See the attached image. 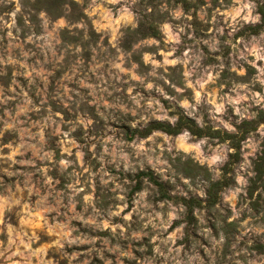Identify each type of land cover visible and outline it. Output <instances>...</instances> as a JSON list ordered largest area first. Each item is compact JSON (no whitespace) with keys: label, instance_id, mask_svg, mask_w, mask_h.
I'll return each instance as SVG.
<instances>
[{"label":"clouds","instance_id":"clouds-1","mask_svg":"<svg viewBox=\"0 0 264 264\" xmlns=\"http://www.w3.org/2000/svg\"><path fill=\"white\" fill-rule=\"evenodd\" d=\"M52 3L0 0V264H264V0Z\"/></svg>","mask_w":264,"mask_h":264},{"label":"trees","instance_id":"trees-1","mask_svg":"<svg viewBox=\"0 0 264 264\" xmlns=\"http://www.w3.org/2000/svg\"><path fill=\"white\" fill-rule=\"evenodd\" d=\"M260 160H261L260 162H257L256 168H257V171L261 175L263 173V168H264V157L260 158ZM213 195H214V193H213Z\"/></svg>","mask_w":264,"mask_h":264},{"label":"rangeland","instance_id":"rangeland-1","mask_svg":"<svg viewBox=\"0 0 264 264\" xmlns=\"http://www.w3.org/2000/svg\"><path fill=\"white\" fill-rule=\"evenodd\" d=\"M51 7H56L57 5H56V3H55V0H53V3L50 5ZM18 22H20V23H22V21H18ZM0 79H3V78H0ZM6 82V81H5ZM262 158V157H261ZM261 160H259L258 162H260ZM258 180H264V168H263V173L260 175V176H258V178H257Z\"/></svg>","mask_w":264,"mask_h":264}]
</instances>
